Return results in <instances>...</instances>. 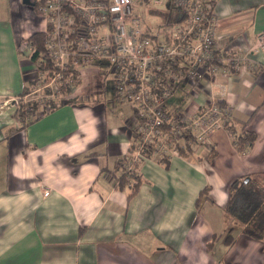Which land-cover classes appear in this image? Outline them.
<instances>
[{
  "label": "crops",
  "instance_id": "1",
  "mask_svg": "<svg viewBox=\"0 0 264 264\" xmlns=\"http://www.w3.org/2000/svg\"><path fill=\"white\" fill-rule=\"evenodd\" d=\"M164 1L172 5H154ZM27 7L22 0H0V264H264L262 239L245 234L224 209L234 180H264V48L248 52L251 68L218 73L213 82L201 78L186 107L178 106L183 110H167L190 120L211 99L223 101L235 119L254 114L247 128L257 135L254 145L237 153L222 128L191 156L170 155L167 167L143 158L134 166L142 182L127 199L129 189L116 187V178L133 144L132 106L123 110L101 94L74 93V102L22 123L4 99L18 98L34 73L30 59L22 63L18 54L24 36L9 22L10 11L33 13ZM215 13L217 49L240 36L245 53L264 30V0H216ZM177 18L175 8L161 24ZM38 24L45 27V18ZM100 74L113 83L104 66L83 69L80 78L97 84ZM181 87L187 94L189 85ZM206 187L213 202L197 206Z\"/></svg>",
  "mask_w": 264,
  "mask_h": 264
},
{
  "label": "built area",
  "instance_id": "2",
  "mask_svg": "<svg viewBox=\"0 0 264 264\" xmlns=\"http://www.w3.org/2000/svg\"><path fill=\"white\" fill-rule=\"evenodd\" d=\"M170 1L182 13V19L155 32H147L144 22L133 14V0L41 2L38 11L45 18L44 50L51 68L47 66L36 74L46 81L45 96L49 100L41 109L38 104L29 107V114L37 116L42 110H50L56 102L53 98L62 95V83L74 80L73 73L106 66L113 75L115 97L129 102L136 113L132 128L138 138L134 150L128 153L126 168L144 158L147 145L155 146V156L177 155L172 145L181 131L189 132L200 146L206 145L210 135L224 127L229 108L211 99L187 120L172 118L165 101L183 82L194 94L200 78L213 82L218 73H243L250 67L248 52L264 48V30L257 33L245 53L237 44L243 40L240 36L217 49L216 0ZM161 3L153 0L155 5ZM18 49L23 55L28 52V58L33 52L29 41L20 43Z\"/></svg>",
  "mask_w": 264,
  "mask_h": 264
},
{
  "label": "trees",
  "instance_id": "3",
  "mask_svg": "<svg viewBox=\"0 0 264 264\" xmlns=\"http://www.w3.org/2000/svg\"><path fill=\"white\" fill-rule=\"evenodd\" d=\"M44 1L45 0L35 1L33 8L35 11H37V13H39L38 5ZM181 19H182V13H178V18L176 22L180 21ZM45 34L46 31L44 29L43 31L35 32L26 38V40L31 43L33 48V52L29 56V59L33 64H35L36 73H38L40 70L46 69L47 66L48 68H51V63L48 61V58L44 50V46L46 42ZM104 67L106 68V66ZM73 77L74 80L72 82L64 81L62 83L63 85L61 86V91L63 97L65 95H70L74 87L80 83L81 78L79 73H73ZM200 80L201 78L199 79V81ZM181 84L189 85L186 82H183ZM181 84H179L175 90H177ZM27 87L28 86L24 87L23 92L19 96H22L26 93ZM189 90L192 91L190 85H189ZM66 100L67 99H62L58 104L61 105L62 102L63 101L65 102ZM74 100L75 98H70L66 102L71 103L74 102ZM217 104L222 107L226 106L223 103V101L220 100L217 101ZM56 106L57 104H53L50 106V109H53ZM175 110H183V109L177 107ZM41 112L45 113L47 111L42 110ZM22 113L23 112L19 113V111L14 113V117L20 119L21 122L24 119V114ZM178 113L179 112H174L172 114L170 113L169 114L171 115L172 118H177ZM253 116L254 114H252L247 119H235L231 117L230 114H228L225 120L223 128L232 139L234 148L237 153H241V154L246 153L256 142L257 139L256 133L247 129L250 122L253 119ZM22 126L24 127L25 124H23ZM163 129L167 130V126L164 127ZM178 137L180 138L178 140L175 139L172 145V148L176 150L178 156L189 157L192 154H194V152H196L197 148L200 146L199 143L196 142V140L192 137V135L189 132L181 131ZM132 138L134 142L130 147L131 151L128 153H131L134 150L135 147L134 145L136 143V139L138 138L133 128H132ZM153 150H155V146H151V145L145 146L143 149L144 158L155 157V159H157L158 162L164 164V166L167 167L169 160L168 157L164 156L163 154L161 156H155L153 155ZM128 153H126V157H124L121 161L123 162V170L120 173V175L116 178V187H118L119 189L128 188L129 191H128L127 199H130L132 196L136 194L142 182L140 176L137 175V173L134 171V166L142 159H140L137 163H133L132 168L128 169L126 168V158L128 157ZM208 155H209V159L210 157L212 158L214 156L211 150L208 152ZM207 195H208V188L206 187L199 194L197 200V206H200L201 202L205 200H208L211 203L213 202V200ZM224 209L225 212L231 218L239 222L245 234L255 239H264V191L261 188L257 187L252 179H248L247 182H245L244 179L242 180L236 179L230 184L229 201ZM231 241H232V237L230 235L225 237V242L231 244Z\"/></svg>",
  "mask_w": 264,
  "mask_h": 264
},
{
  "label": "rangeland",
  "instance_id": "4",
  "mask_svg": "<svg viewBox=\"0 0 264 264\" xmlns=\"http://www.w3.org/2000/svg\"><path fill=\"white\" fill-rule=\"evenodd\" d=\"M23 5L28 6L27 8H31L32 12L31 14H28V16H24L22 12L20 14H17V16H13L12 12H9V22L12 25H15L17 30L20 31V33L23 34V39L19 40V43H25L27 42L25 35H27V33H29L30 29V25L31 24H38L40 21L43 22L44 21V17L43 15L37 13V11H35L32 6L26 5L22 2ZM132 9H136L140 12V19L145 23V24H149L152 31H156L158 30L160 27H162L163 24L166 20H171L173 18L174 12H175V7L173 5H169V3L167 1H164V5L161 6H155L153 4L152 1L150 0H145V2H143V4L141 5L140 3L136 4V5H132ZM25 10V9H24ZM169 14V15H167ZM4 20V18H3ZM27 31H26V30ZM34 32L36 31H42L45 29L44 25H36V28H33ZM19 50V49H18ZM27 53L26 52L24 55L22 53H20L18 51V54L20 55V58L22 59V63H27L28 65L30 64L27 58ZM31 62V61H30ZM34 66V65H33ZM83 72V70L81 71ZM36 72L34 71V73H32V75H30V77H32V80H30L28 82V87L26 89V93L22 96H19L16 99H10V98H4V99H9L8 101V106H11V104L13 105L12 109H15L17 111H19V113L23 112L22 114H24V119L22 120V123L24 122H28L31 119V116L33 114L30 115L28 112L29 107L33 108L35 107L37 104L39 105V108L41 109L47 102V100H49L48 98H46L45 94V87L44 85L46 84V81H42L39 80L37 78V74L36 77L33 78V76H35ZM83 77V76H82ZM98 86V88H97ZM114 86L112 83V78L110 76H103L100 74V80L99 82L96 84V82L91 83V84H86L83 82V78H81L80 83L74 87V89L72 90V92L70 93V95H65L63 97V95H61V97H57V98H53V100H55L56 102L59 101V98L62 99H70L72 95H74V93H76L80 98L89 94L93 93H98V97L100 94L105 97V103L106 100L108 101L109 98H112L113 100H116L118 103L123 104L124 105V109H127L129 111H131V104L127 101H122L120 102L119 100H117V98L114 95V90H113ZM192 97V92L188 89L187 90V94L185 93V88L181 87L178 88L177 90H175L173 92V94L165 101V105H166V109L167 110H171L173 108H176L178 106H181L182 108L186 107L187 101L189 98ZM90 102H92V98H89ZM52 103V104H56ZM3 103V102H2ZM50 104V103H49ZM108 105V103H106ZM113 110L115 109L112 108ZM219 129H222L221 127H219ZM259 183H261L262 185H264V180H259ZM259 183H255V185L259 186ZM264 190V189H263ZM232 234V232H231ZM262 244L264 245V239H262Z\"/></svg>",
  "mask_w": 264,
  "mask_h": 264
},
{
  "label": "water",
  "instance_id": "5",
  "mask_svg": "<svg viewBox=\"0 0 264 264\" xmlns=\"http://www.w3.org/2000/svg\"><path fill=\"white\" fill-rule=\"evenodd\" d=\"M22 2L24 4L30 5V6H34L35 1H31V0H22ZM249 178H245L244 181L247 182Z\"/></svg>",
  "mask_w": 264,
  "mask_h": 264
}]
</instances>
